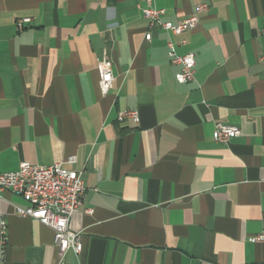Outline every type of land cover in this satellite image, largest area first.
<instances>
[{
    "label": "crops",
    "instance_id": "0c3cea01",
    "mask_svg": "<svg viewBox=\"0 0 264 264\" xmlns=\"http://www.w3.org/2000/svg\"><path fill=\"white\" fill-rule=\"evenodd\" d=\"M199 1L152 4L177 22ZM145 6L0 0V172L23 161L81 172L69 229L82 248L67 250V262L264 264V241L249 239L264 232V0H208L180 35L148 29ZM18 18H30L22 30ZM169 41L193 53L192 81H176ZM104 55L113 82L103 95ZM127 110L138 122L117 119ZM218 122L240 134L214 142ZM26 205L0 194V264H54L53 232L17 213Z\"/></svg>",
    "mask_w": 264,
    "mask_h": 264
},
{
    "label": "built area",
    "instance_id": "2783aa9c",
    "mask_svg": "<svg viewBox=\"0 0 264 264\" xmlns=\"http://www.w3.org/2000/svg\"><path fill=\"white\" fill-rule=\"evenodd\" d=\"M208 0H200L194 11L187 17L171 22L161 18L163 10L156 8L152 0H146V6L142 13L148 21V29L160 28L175 35L191 31L199 24V14L207 12ZM30 18L16 19V27L22 30ZM264 32V29H263ZM145 40H150V31L144 35ZM181 44L185 40L180 41ZM168 56L170 62L179 66L175 74L178 83H187L194 79L195 60L192 52L177 54L174 43L168 42ZM264 64V58H261ZM98 87L101 94H106L113 82L112 62L104 55L97 61ZM131 118L138 122V114L135 110L122 111L117 119ZM240 134L239 128L234 125L216 123L212 130V139L219 144H226ZM74 156L65 160L66 164H73ZM8 190L12 194L20 196L26 207H18L17 213L22 217L32 218L49 227L53 232V244L57 250L58 261L54 264H73L63 259L67 250L79 254L82 248L79 232L69 229V221L73 214L80 210L81 199L84 192L83 180L80 171H74L63 167V163L52 165H40L27 161L20 162L14 171L0 172V194ZM85 214L92 212L84 208ZM6 221L0 213V232L4 236ZM251 241H264V232L250 236Z\"/></svg>",
    "mask_w": 264,
    "mask_h": 264
}]
</instances>
